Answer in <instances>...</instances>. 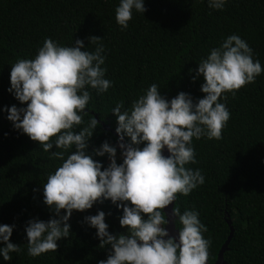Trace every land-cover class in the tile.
I'll return each mask as SVG.
<instances>
[{
  "label": "trees",
  "instance_id": "1",
  "mask_svg": "<svg viewBox=\"0 0 264 264\" xmlns=\"http://www.w3.org/2000/svg\"><path fill=\"white\" fill-rule=\"evenodd\" d=\"M117 3L0 0V224L14 225L9 240L21 249L8 261L0 258V264H97L106 258L109 246H98L95 229L82 218L99 209L106 213L104 220L110 232L124 233L127 227L119 225L122 209L104 199L89 209L72 210L70 236L56 242L55 252L37 257L26 252V221H46L54 216L43 203L42 184L61 161L50 158L36 141L12 127L6 119L7 106L23 107L27 102L22 104L6 89L10 65L18 58L31 59L46 37L61 45H71L79 38L89 50L95 45H88L86 37H102L105 77L112 84L104 93L87 89L91 98L82 114L83 123L76 130L86 126L91 116L97 120L88 151L102 141L114 145L116 136L109 129L114 130L116 122L111 109L117 102L122 111L130 108L152 83L165 99L180 91L190 94L194 101L202 97V77H191L197 63L227 35L234 33L244 39L253 59H258L264 69V0H226L222 9L210 8L207 0H144L145 11H134L126 29L115 22ZM222 95L221 102L230 116L221 138H193L195 163L186 165L199 168L204 183L186 196L177 193L173 207L199 213L207 229L203 236L210 241L209 264L229 233L226 218L233 233L223 253L225 264H264V70L235 94ZM93 159L101 162L102 169L107 165L106 155ZM120 160L118 157L117 163ZM60 211L63 214L64 210Z\"/></svg>",
  "mask_w": 264,
  "mask_h": 264
},
{
  "label": "clouds",
  "instance_id": "2",
  "mask_svg": "<svg viewBox=\"0 0 264 264\" xmlns=\"http://www.w3.org/2000/svg\"><path fill=\"white\" fill-rule=\"evenodd\" d=\"M225 3L207 0L212 9H222ZM134 11H145L144 0H118L114 18L121 29L128 27ZM101 38L88 35V45H95L89 50L79 38L71 45H61L46 37L31 59L18 58L10 65L6 91L27 103L23 107L7 106L6 119L49 152L50 158L61 161L42 184L43 203L54 216L46 221H26V252L32 257L55 252L56 242L70 236L72 210L83 211L107 199L122 209L119 225L127 227L124 233L110 232L104 220L106 213L99 209L82 218L95 229L98 246H109L106 258L97 264H207L210 241L203 236L207 229L199 213L173 207L172 222L179 224L173 237L165 227L168 220L162 209L176 200L177 193L186 196L204 183L201 170L186 165L195 163L193 138H221L230 116L221 102L222 93L235 94L264 69L258 59H253L244 39L234 33L227 35L197 63L191 77H202V97L194 101L190 94L180 91L165 99L152 83L130 108L122 111L117 102L111 109L117 144L102 141L88 151L97 120L91 116L86 126L76 130L83 123L82 114L91 98L87 89L104 93L112 84L105 77ZM54 147L61 151H49ZM105 155L107 165L102 169L93 156ZM13 227L0 224V258L4 261L21 251L9 240Z\"/></svg>",
  "mask_w": 264,
  "mask_h": 264
},
{
  "label": "water",
  "instance_id": "3",
  "mask_svg": "<svg viewBox=\"0 0 264 264\" xmlns=\"http://www.w3.org/2000/svg\"><path fill=\"white\" fill-rule=\"evenodd\" d=\"M105 128L109 129V126H105ZM109 130H111L113 132V134L116 136V140L114 143V145H116L117 144V134L111 128ZM117 149H119V148H117ZM162 153L165 156L168 155L166 149H162ZM173 204H174V201L170 202L169 205L165 206L162 209V211L165 213V217L168 220V223L165 225V227L167 228L169 235H172L173 237H175V235L177 233V228L175 227V225L172 222L173 217L171 215V209L173 208ZM226 222H227L228 227H229V233H228L226 239L224 240L223 244L221 245L220 249L218 250L216 259L214 260V262L212 264H225L226 263L225 260L223 259V253L227 249V244H228V242L232 236V233H233V228H232V225H231L228 218H226ZM207 264H209L208 261H207Z\"/></svg>",
  "mask_w": 264,
  "mask_h": 264
},
{
  "label": "rangeland",
  "instance_id": "4",
  "mask_svg": "<svg viewBox=\"0 0 264 264\" xmlns=\"http://www.w3.org/2000/svg\"><path fill=\"white\" fill-rule=\"evenodd\" d=\"M120 157L119 153L117 152V158Z\"/></svg>",
  "mask_w": 264,
  "mask_h": 264
}]
</instances>
